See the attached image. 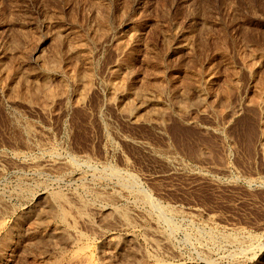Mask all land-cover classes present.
<instances>
[{"label":"rangeland","instance_id":"rangeland-1","mask_svg":"<svg viewBox=\"0 0 264 264\" xmlns=\"http://www.w3.org/2000/svg\"><path fill=\"white\" fill-rule=\"evenodd\" d=\"M53 192L100 264H264V0H0V264Z\"/></svg>","mask_w":264,"mask_h":264},{"label":"bare ground","instance_id":"bare-ground-1","mask_svg":"<svg viewBox=\"0 0 264 264\" xmlns=\"http://www.w3.org/2000/svg\"><path fill=\"white\" fill-rule=\"evenodd\" d=\"M252 123V122H251ZM140 194V193H139ZM99 196V195H98ZM102 196V195H101ZM47 197H49L51 199V204L49 205V211L47 212V215H44V217L41 218V220H39L40 224H42V226H47L50 227L47 232L45 231V233L42 234L41 238L45 239L48 241L49 238L51 237H55L58 236L60 238H63L64 241H66V243L71 245V251L70 253L67 255L68 257H70V261L71 263L68 264H97L96 260H95V255L91 249V247L88 246H84L82 245L84 242L80 241V240H72L70 239L69 236V230L71 228H74L71 226V220H73L74 222H76V217H74L75 213H78L81 218L85 217L86 218V211H87V203L83 200H81L79 197V199H76V201L74 200V202L72 201V199L70 200L68 197H66L63 193L60 192H53L47 195ZM140 198H143L141 196H139ZM108 198V197H107ZM100 200V198H99ZM90 205V204H89ZM93 205V203H92ZM90 207V206H89ZM1 208V207H0ZM91 208V207H90ZM91 210V209H90ZM106 210V209H105ZM108 210V209H107ZM89 211V210H88ZM103 211V209H102ZM109 212L113 215V214H118L120 216V218L125 222V223H129L130 221V217H127V213L125 211H123L122 209H111L109 210ZM105 213V212H104ZM103 213V215H104ZM89 214V213H88ZM102 214V213H101ZM109 214V213H108ZM110 214V215H111ZM77 215V214H76ZM77 215V216H78ZM104 217V216H103ZM100 218V217H99ZM89 219V218H88ZM90 220V219H89ZM129 220V221H128ZM1 222V221H0ZM92 222V221H91ZM76 224V223H75ZM38 225V224H37ZM53 225V226H52ZM2 226V225H1ZM0 226V227H1ZM94 226V225H93ZM5 227V226H4ZM39 227V226H37ZM77 227V226H76ZM3 228V227H1ZM6 229V228H5ZM76 229V228H75ZM74 229V230H75ZM41 230V229H40ZM73 230V229H72ZM77 231V230H76ZM32 232V231H31ZM42 232V230L40 231ZM72 232V231H70ZM75 232V231H74ZM155 232V231H154ZM76 233V232H75ZM79 233V232H78ZM158 233V232H157ZM34 234V232H33ZM36 236V234H34ZM41 235V234H39ZM10 236V235H9ZM79 236V235H78ZM76 237V236H75ZM81 236H79L78 238H80ZM84 238V236H82ZM5 238V237H4ZM8 238V236H7ZM10 238V237H9ZM37 238V237H36ZM82 238V239H83ZM40 239V238H38ZM85 240V238H84ZM8 242V241H7ZM44 242V241H42ZM55 242V241H54ZM83 242V243H81ZM86 243V242H85ZM88 243V244H87ZM86 244L89 245V242H87ZM115 243V242H114ZM231 243V242H230ZM5 245V244H4ZM48 245V244H47ZM119 245V243H118ZM52 246V245H51ZM60 246V245H58ZM94 246V245H93ZM115 246V245H114ZM158 246V245H157ZM48 247V246H47ZM69 247V246H68ZM97 249V248H96ZM3 250V249H2ZM95 250V249H94ZM57 251V250H56ZM55 254H57L59 251H57ZM111 252V251H109ZM65 252H61L60 254H58V256L56 257H52L54 259H50L52 264H64V262L66 261L65 259L66 256H64ZM67 254V253H66ZM50 256V255H49ZM48 256V257H49ZM98 256V255H97ZM248 258V257H247ZM49 260V261H50ZM249 260V259H248ZM247 260V261H248ZM48 261V260H46ZM157 261V260H156ZM44 262V261H43ZM69 262V261H68ZM252 262V261H251ZM99 263V262H98ZM100 264V263H99ZM157 264H164L158 261ZM166 264V263H165ZM251 264V263H250ZM253 264V262H252Z\"/></svg>","mask_w":264,"mask_h":264}]
</instances>
